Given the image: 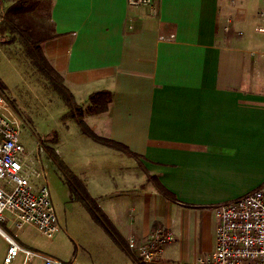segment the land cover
<instances>
[{
    "label": "crops",
    "instance_id": "0c3cea01",
    "mask_svg": "<svg viewBox=\"0 0 264 264\" xmlns=\"http://www.w3.org/2000/svg\"><path fill=\"white\" fill-rule=\"evenodd\" d=\"M51 2L57 36L44 44L47 57L91 129L133 154L98 145L126 174L113 181L95 172L84 182L120 240L89 212L82 240L66 229L50 241L29 226L18 241L67 264H137L128 237L163 228L174 239L151 264H197L215 247V207L264 185V50L244 31L227 33L232 15L246 21L242 3ZM100 90L111 93L108 109L89 111ZM84 145L74 155L83 157ZM7 249L0 234V264ZM24 259L20 252L11 264Z\"/></svg>",
    "mask_w": 264,
    "mask_h": 264
},
{
    "label": "built area",
    "instance_id": "2783aa9c",
    "mask_svg": "<svg viewBox=\"0 0 264 264\" xmlns=\"http://www.w3.org/2000/svg\"><path fill=\"white\" fill-rule=\"evenodd\" d=\"M128 1L130 5H149L160 0ZM4 15L0 2V19ZM259 17L254 32L264 38V8ZM214 210L218 219L215 247L199 257L197 264H264V185ZM29 226L48 240L63 230L46 172L38 169L26 152L21 122L0 93V234L8 241L4 264H11L20 252L25 255L23 264H33L35 257L43 259V264H67L20 244L17 237ZM173 239L171 231L157 228L144 238L128 237L127 246L137 264H151L160 261L164 245Z\"/></svg>",
    "mask_w": 264,
    "mask_h": 264
},
{
    "label": "rangeland",
    "instance_id": "374dc122",
    "mask_svg": "<svg viewBox=\"0 0 264 264\" xmlns=\"http://www.w3.org/2000/svg\"><path fill=\"white\" fill-rule=\"evenodd\" d=\"M0 2L7 7L11 0ZM239 2L242 3L238 6L244 9L246 21L238 25L235 22L237 17L232 15L229 17L230 28L227 33L240 35L244 31L243 35L252 45L264 50V40L254 36V27L259 21L257 13L264 7V0H232L230 3L235 5ZM36 17L39 22L46 21V18ZM261 56V52L256 55L257 58ZM0 82L5 86L4 89L0 88V93L6 97L11 113L21 122V139L26 152L37 168L46 172L59 222H65V225L62 224L65 230L56 233L53 239L66 229L77 239H84L90 234L85 227V215L89 216L90 211L73 195L66 173L49 152L55 150L83 183L90 180L95 172L107 173L115 178H112L113 181H119L126 174L125 170L121 169V164L115 166L119 159L98 148V145L105 147V144L90 138L81 130L50 79L32 63L20 39L8 31L0 32ZM5 115L9 116L8 112ZM88 142V145H84ZM82 145L85 146L82 149L84 156L79 158L74 155V149ZM68 245L71 251L73 242L70 241Z\"/></svg>",
    "mask_w": 264,
    "mask_h": 264
},
{
    "label": "trees",
    "instance_id": "16d2710c",
    "mask_svg": "<svg viewBox=\"0 0 264 264\" xmlns=\"http://www.w3.org/2000/svg\"><path fill=\"white\" fill-rule=\"evenodd\" d=\"M51 7V0H11V3L5 7L4 17L0 19V32L4 33L8 31L20 39L32 63L41 73L50 79L55 90L63 97L68 108L73 113L75 120L85 134L107 146L124 151L128 154H133L124 144L100 136L91 129L83 119L82 107L77 104L73 94L64 84L63 76L54 68L47 57L44 44L46 41L57 36L51 18ZM36 16H40L43 19L46 18V21L39 22ZM12 39H15V37ZM0 88H5L2 82H0ZM110 98L111 93L108 90L93 92L90 95L88 110L98 113L107 110ZM49 153L66 173L70 189L76 199L88 207L92 217L100 223L112 237L116 240H120L116 228L102 211L96 200L90 195L84 183L63 163L55 150L52 149Z\"/></svg>",
    "mask_w": 264,
    "mask_h": 264
}]
</instances>
